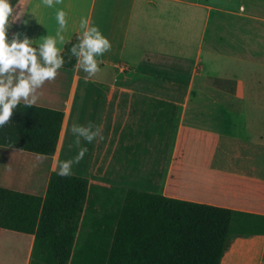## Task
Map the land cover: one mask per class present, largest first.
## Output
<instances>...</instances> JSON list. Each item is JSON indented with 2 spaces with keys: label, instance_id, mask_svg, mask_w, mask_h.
Returning <instances> with one entry per match:
<instances>
[{
  "label": "crops",
  "instance_id": "crops-1",
  "mask_svg": "<svg viewBox=\"0 0 264 264\" xmlns=\"http://www.w3.org/2000/svg\"><path fill=\"white\" fill-rule=\"evenodd\" d=\"M74 1L56 5L68 13L66 35L71 39L80 18ZM16 4L14 11L20 5L35 18L24 13L12 23L9 35L54 34V8L40 0ZM84 15L100 26L112 47L94 76L75 61L38 90L34 105L64 113L55 154L0 146V187L44 196L58 161L76 154L71 126L92 121L104 138L88 143L84 158L72 167V175L86 178L89 187L132 188L264 215L262 180L252 179L263 188L258 210L226 204L232 191L227 178L232 181V175H242L239 172L249 167L234 165L228 147L235 138L220 129L232 124L227 110L243 106V90L252 88L245 85L242 70L257 84L259 76L264 77L257 71L264 65V0H88ZM97 160H105L100 174L93 171ZM237 237L253 245L229 254L226 250L224 263L251 253L256 264H264V235ZM33 239L0 230V264H29Z\"/></svg>",
  "mask_w": 264,
  "mask_h": 264
},
{
  "label": "trees",
  "instance_id": "trees-1",
  "mask_svg": "<svg viewBox=\"0 0 264 264\" xmlns=\"http://www.w3.org/2000/svg\"><path fill=\"white\" fill-rule=\"evenodd\" d=\"M69 47H63L66 68L75 62ZM63 117L21 102L0 127V146L53 156ZM0 230L33 235L29 264H220L232 236L264 235V215L89 187L86 178L52 171L44 196L0 187Z\"/></svg>",
  "mask_w": 264,
  "mask_h": 264
},
{
  "label": "clouds",
  "instance_id": "clouds-1",
  "mask_svg": "<svg viewBox=\"0 0 264 264\" xmlns=\"http://www.w3.org/2000/svg\"><path fill=\"white\" fill-rule=\"evenodd\" d=\"M61 0H40L47 8L55 9L54 17L57 27L54 34L46 30L45 35L31 38L20 31L9 29L14 21L25 11L19 4V11H14L17 4L10 0H0V127L4 126L13 112L23 102L31 107L39 98V89L46 81L53 80L58 71L65 65L63 46L70 44L68 52L75 57L76 64L88 76L100 71L102 56L112 47L110 39L103 33L100 26L87 15L79 18L78 31L73 42L68 32V13L62 7H56ZM21 23L27 25V20ZM70 131L74 136L77 149L74 157L58 161L57 175H72V167L78 164L88 151L87 144L95 139H103L99 125L88 121L84 124L74 123ZM86 142V143H83Z\"/></svg>",
  "mask_w": 264,
  "mask_h": 264
},
{
  "label": "rangeland",
  "instance_id": "rangeland-1",
  "mask_svg": "<svg viewBox=\"0 0 264 264\" xmlns=\"http://www.w3.org/2000/svg\"><path fill=\"white\" fill-rule=\"evenodd\" d=\"M75 9H77L78 16L84 15L87 10L88 0H75ZM47 25V23H44ZM258 72L264 73V65H258ZM246 69L242 70L241 75H245L246 83L252 88H246L243 90L244 96L240 101V104L247 105H234L236 110H227V119L233 121L231 125L226 126L224 129L227 134L231 133L235 139L230 140L228 147L229 154L234 157L231 161H235V166L242 170L241 162L244 163L246 170H242L237 175H232L231 178H227V185L232 187L231 195L228 196L226 204L233 207H241L251 210H258L259 205L262 204L261 192L263 188L259 184H254L252 179L264 181V126H261L260 122H264V77L259 76V84L255 82V79L247 78ZM256 91L255 95L251 94L252 91ZM230 124V123H229ZM235 124H241L243 126H233ZM237 134V137L234 136ZM226 140V138H225ZM224 140V141H225ZM239 161V162H236ZM105 160H97L93 164V171L100 174L104 172ZM260 188V189H259ZM97 210L101 211L99 205ZM253 245V244H252ZM250 242H247L244 238L232 236L229 241L227 253L233 251L235 248L251 247ZM237 261L233 264H242L241 259H248V262L243 264H256V255L254 254H240L237 257ZM221 264L224 263L222 259Z\"/></svg>",
  "mask_w": 264,
  "mask_h": 264
}]
</instances>
